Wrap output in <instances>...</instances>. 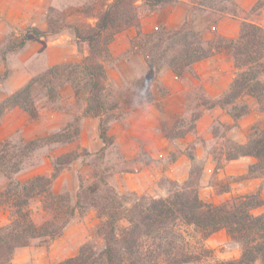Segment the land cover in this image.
Returning a JSON list of instances; mask_svg holds the SVG:
<instances>
[{
    "label": "rangeland",
    "instance_id": "374dc122",
    "mask_svg": "<svg viewBox=\"0 0 264 264\" xmlns=\"http://www.w3.org/2000/svg\"><path fill=\"white\" fill-rule=\"evenodd\" d=\"M8 1L11 6V16L17 20L8 25L5 35L1 38L0 102L51 66L69 63L79 66L84 56L78 50L75 38L68 30L55 37H35L28 33L25 46L9 52L5 59L2 56L4 46L10 40L21 38L31 27L45 28L52 8L53 16L72 17L85 5L100 0ZM181 1L189 7L190 20L187 21V25L200 32L206 42L213 41L218 35L228 37L220 33L218 27L220 22L227 29H233L234 21H243L246 18L264 27V0ZM2 3L3 0H0V7ZM238 10L240 14H235ZM161 30H168V5L147 14L139 26L126 28L115 35L109 54L105 58L106 111L101 119L106 132L105 142L101 137L100 118L86 113L87 81L79 67L78 71L73 73L75 83L65 81L63 78L62 82L58 81V85L53 88L52 95H48L42 86L34 89L33 115L21 107L11 108L4 114L0 123V146L4 142H9L14 148L24 146L30 141L36 143L33 149L11 162L15 164V161H18L16 171L12 173L11 178L0 172V192L9 184L25 182L38 174L51 177L57 171V175L51 179V191L63 196L66 204L75 209V213L64 225L60 235L51 239L41 237L32 240L30 245L18 250L13 256V264H55L76 255L87 242L104 245L102 234L104 219L99 216L96 208L75 207L80 183L99 190L103 195H108V191L101 185V179L104 178L122 195L126 209L133 204L136 197H169L180 188L177 183L187 180L192 168H195L198 175L199 196L206 202L221 204L237 196L254 193L259 194L264 201L263 176H252L249 174V169L241 174L235 171L230 173L224 163L227 151H232L238 144L246 143L253 130L264 128V109L255 97L246 96L237 102L239 106L257 103V109L263 112L261 116H255L246 133L240 128L238 119L231 123L219 121L214 126L216 139L212 142L211 149L217 157V162L211 167L213 170H209L204 162V156L202 153L199 154L195 144L191 142H188L190 144L185 149L190 163L188 175L184 179L168 175L171 163L179 155V149L168 152V146H165L151 150L156 153L163 152L162 156L154 158L150 154L152 152L145 148L144 142L140 148H132L130 143L135 140L141 144L142 140L139 137L144 136L139 134L141 129L139 124L142 122L138 120L142 117L127 119L133 112L132 109L168 96V87L158 75L160 70L156 73L151 68L149 72L144 73L146 64L149 63L141 46V43L149 38L150 44L156 41L157 36L153 37V33H159ZM126 46L128 48L122 50ZM131 58L134 61L133 67L128 63L129 67L122 65L124 60ZM164 65L167 63L162 67ZM188 72L189 68L185 75ZM192 94L193 92L187 93L185 97L186 110L183 111V115L172 118H168V105L173 106L174 102L172 100L168 102L167 98L158 103L166 111L156 123L167 136L181 135V133L185 135L186 132L193 131L202 105H220L218 103L220 99L210 102L190 101ZM149 96L153 100L147 101ZM227 109L231 112L230 107ZM132 127L137 128L138 134H132ZM124 130L128 131V139L127 136L125 137L129 146L125 150L127 155L122 156L117 139L122 138ZM190 153L194 154L193 160L189 158ZM152 162L155 164L152 165ZM147 165L153 168L154 179L142 188H134L133 180L128 181L129 185L125 190L118 188L116 182H111L115 171L133 175ZM177 172H180V167L177 168ZM29 206L37 215L49 218L54 215V211L44 210L41 197L32 198ZM252 211L254 214H259L264 211V205ZM13 216V208L0 204V226L8 224ZM122 223L127 225L126 219H123ZM146 241L148 245H153V248H158L155 253L157 264H163L169 259H177L182 254L194 260L187 264H214L241 255L240 244L228 234L226 229L204 235L197 228L182 222L172 229L160 231Z\"/></svg>",
    "mask_w": 264,
    "mask_h": 264
},
{
    "label": "trees",
    "instance_id": "16d2710c",
    "mask_svg": "<svg viewBox=\"0 0 264 264\" xmlns=\"http://www.w3.org/2000/svg\"><path fill=\"white\" fill-rule=\"evenodd\" d=\"M173 1L177 0H100L85 5L72 17L53 16L52 8L46 28L31 27L21 38L10 40L2 49L3 58L5 59L9 52L24 47L28 33L35 37H55L68 30L74 36L78 50L84 55L82 61L79 66L70 63L51 66L3 99L0 102V123L4 114L14 107H21L33 115L34 89L42 86L48 95H52L53 88L58 85V81L62 82L63 78L75 83L73 73L75 74L79 67L87 81L86 113L100 118L101 137L105 142L106 132L101 119L106 111L105 58L109 54L110 45L117 33L132 26H139L147 14ZM235 14H240V11ZM156 36L157 40L151 44L150 38L141 43L149 66L156 73L167 63L177 76L184 77L194 62L208 58L215 52H228L234 57L237 72L231 90L220 98L218 103L224 108L230 107L235 119L250 111L249 104H237L246 96L255 97L264 109L262 25L245 18L236 39L218 35L211 42H206L203 35L187 23L178 29L154 32L153 37ZM151 100L153 99L149 96L147 101ZM249 137L246 143L238 144L232 151H227L226 158L253 156L256 162L249 166V174L264 177V128L253 130ZM35 143L30 141L17 148L9 142L2 143L0 172L11 178L18 161H15V164L11 162L33 149ZM190 158L193 160L194 154L190 153ZM56 175L57 171L51 177L38 174L25 182L9 184L0 192V204L14 209L10 222L0 226V264H13L15 251L30 245L36 238L51 239L60 235L64 225L75 213V209L66 204L63 196L51 191V179ZM198 184V175L195 168H192L189 178L180 184L177 183L180 188L169 197H136L133 204L125 209L122 195L104 178L101 179V185L108 191V195L80 183L75 207L96 208L99 216L104 219V245L87 242L76 255L55 264H157L155 253L158 248L148 245L146 240L162 230L172 229L179 222L197 228L204 235L226 229L240 244V257L220 260L214 264H264V211L259 214L252 211L264 205L259 194L240 195L221 204H213L200 198ZM34 197H41L45 211H54L52 218L33 212L29 203ZM123 219H126L127 225L122 223ZM191 262H194L191 257L182 254L177 259H169L163 264Z\"/></svg>",
    "mask_w": 264,
    "mask_h": 264
},
{
    "label": "crops",
    "instance_id": "0c3cea01",
    "mask_svg": "<svg viewBox=\"0 0 264 264\" xmlns=\"http://www.w3.org/2000/svg\"><path fill=\"white\" fill-rule=\"evenodd\" d=\"M10 8V2L8 0H3V3L0 7V43L2 41V36L5 35L8 25L10 23H15L17 20L12 18ZM188 20H190L189 7L182 3L181 0L173 1L168 4V29H178L182 27L184 23H187ZM241 23L242 20L234 21L233 29H227L225 26H222V22H220L218 26L219 31L229 38L236 39L240 32ZM127 48L128 47L126 46L122 50H126ZM127 63L131 64L133 67L134 61L132 58L130 60L127 59L124 60L122 65L129 67ZM150 69L151 67L146 64L144 73L149 72ZM235 70L236 67L234 57L228 52H215L208 58L194 62L189 67V72L184 77L177 76L168 64L164 65L160 69L158 75L160 80L168 87V96L138 106L137 108L132 109L133 112L128 115V120L131 118L135 119L137 116L142 117L138 120L139 122H142V124H139L141 126L139 134L144 136L139 137L142 140L141 144L138 141H132V143H130L132 144V148L138 149L140 146H142V142H144L146 144L144 146L147 150H149V152L151 150H156L157 148L161 149L165 146H168V152L179 149V155L171 163V169L168 170V175L184 179L188 175L190 163V160L187 159L185 154V149L187 148V145L190 144L188 142H191L195 144L199 154L202 153L204 156V162L206 166L209 167V170H213L211 167H214L217 162V157L215 156L213 149H211L213 146L212 142L216 139L214 126L219 121L228 123L236 121L231 112L227 108H224L220 105H202L200 116L196 120V126L193 131H188L185 133V135L182 134L176 136H167L164 132H162V130L158 128L156 123L157 119L162 118V115L165 113L164 111H166L164 107L159 106L158 103L166 100L167 98L168 102L171 100L174 102L173 106L168 105V118H172L173 116L183 115V111L186 110L185 97L187 93L193 92V96L191 95L192 98L190 97V101L219 100L231 90L233 78L235 76ZM12 92L13 91H10V93ZM257 105V103H251L250 112L242 115L238 119L240 128L244 130V133H246L247 128L253 123L255 116H261L263 113L261 110L257 109ZM145 122L146 124H144ZM131 130L133 135L138 134L136 127H132ZM122 134V138L119 137L117 141L120 144L119 150H121L122 156H124V154H126L125 150L129 146L127 142L128 131L124 130ZM125 136H127V139ZM151 152L152 153L150 154L154 158H158L163 155V152ZM254 162H256L255 157L242 155L232 159L226 158L224 161V163H226V170L228 172L233 173V171H235L238 174L247 172L249 166ZM154 164L155 162H152V165ZM150 165L144 166L142 170L134 173L133 175L126 172L115 171L111 182H116L115 185L118 188L125 190L128 188V181L133 180V182H135L134 188H142L144 185H147L154 179V171ZM178 167H180L179 173L177 172ZM230 168L232 171H230ZM22 248L23 247L18 248L13 256H15L18 250Z\"/></svg>",
    "mask_w": 264,
    "mask_h": 264
}]
</instances>
